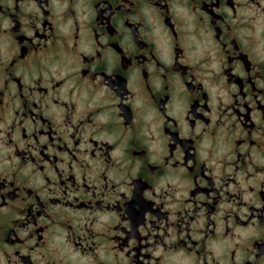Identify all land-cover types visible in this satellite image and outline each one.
Wrapping results in <instances>:
<instances>
[{"label": "flooded vegetation", "instance_id": "af4514ba", "mask_svg": "<svg viewBox=\"0 0 264 264\" xmlns=\"http://www.w3.org/2000/svg\"><path fill=\"white\" fill-rule=\"evenodd\" d=\"M0 264H264V0H0Z\"/></svg>", "mask_w": 264, "mask_h": 264}]
</instances>
